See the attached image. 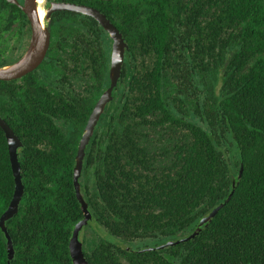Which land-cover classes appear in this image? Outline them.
<instances>
[{"label":"trees","instance_id":"obj_1","mask_svg":"<svg viewBox=\"0 0 264 264\" xmlns=\"http://www.w3.org/2000/svg\"><path fill=\"white\" fill-rule=\"evenodd\" d=\"M84 2L105 12L128 43L126 78L86 150L80 178L93 219L108 234L84 247L90 263L264 264V0ZM62 15L52 22L50 55L67 44L83 48L81 60L46 59L26 76L22 93L15 80H0V115L23 142L24 194L6 222L11 264H74L69 244L83 218L75 158L110 83L112 41L94 18ZM68 72L83 87L75 102L61 92ZM241 166L230 200L199 235L139 251L191 233L229 196ZM14 191L0 126V217ZM0 264H9L1 225Z\"/></svg>","mask_w":264,"mask_h":264},{"label":"water","instance_id":"obj_2","mask_svg":"<svg viewBox=\"0 0 264 264\" xmlns=\"http://www.w3.org/2000/svg\"><path fill=\"white\" fill-rule=\"evenodd\" d=\"M20 6L29 15L32 22L33 36L31 44L25 55L19 61L10 65L0 66V80H12L23 76L28 72L34 70L43 61L51 37L49 19L54 11L71 10L90 16L94 18L109 33V36L112 40L109 67L110 85L105 88L100 94L95 106L93 107L87 119L81 138L79 140L74 165V188L83 211V218L78 221L73 228V233L69 244L70 254L74 264H91L85 254L84 243L80 239V233L88 224V222L93 218V213L90 208L89 201L83 191V186L80 178L82 175L86 150L94 137L98 122L101 120L103 114L107 110L108 103L113 99V90L118 85L119 79L122 76V69L124 66L126 50H128V43L126 42L121 30L113 23V21L105 12L98 8L67 2H52L50 6H44L45 20L42 21L38 12V0H24V3H20ZM0 126L3 128L7 138L10 162L15 179L14 195L9 206L0 217V225L8 241L9 264H11L10 261L14 257V248L12 237L8 230L6 222L8 219L13 218L18 213L20 202L24 194V185L21 176V165L19 161V149L23 146V142L20 136L15 133V131L10 127L8 122L1 115ZM242 173L243 166H241L239 174L233 182V189L229 196L225 199V201L221 202L214 209H212L210 213L203 216L191 233L177 239H169L156 246L142 248L139 251L145 252L165 249L167 247L188 241L199 235L203 229V226H207L216 216L220 208H222L224 204L230 200L236 188V184L242 176Z\"/></svg>","mask_w":264,"mask_h":264},{"label":"flooded vegetation","instance_id":"obj_3","mask_svg":"<svg viewBox=\"0 0 264 264\" xmlns=\"http://www.w3.org/2000/svg\"><path fill=\"white\" fill-rule=\"evenodd\" d=\"M14 1L0 0V63L7 64V65H10V64H13L19 61L25 55V53L27 52L31 44V40L33 36V26H32L30 17L25 12V10L20 6V3L23 4L24 0H14ZM52 2H67V3L77 4V5H87V6L95 7L93 5L85 3L84 0H44V6L48 7L52 4ZM69 12L84 15L82 13L74 12L71 10H57L52 13L49 19V28H50V35H51L49 46H48V49H47V52H46V55L43 61L34 70L38 69L46 59H50V58L56 62H63V61L68 62V61L81 60L82 54H83V48L78 47L76 49L73 46L70 47L67 44L58 46L56 49L53 50L56 52L55 53L56 56L50 55L51 43H52V38H53V28L57 27L56 25L52 24L53 19L54 18L57 19L56 14H63L62 16H66V14ZM74 52L77 53L76 56L74 55ZM126 53H127V50H126ZM125 60H126V54H125ZM125 60H124V64H125ZM30 72L18 78L12 79V80H15L16 89L19 93L23 92L24 90L23 88L26 82L25 78ZM61 77H62V82L60 84L63 86V88L61 89V92L64 94L65 99L68 100L69 102H75L76 98H82L81 95L83 93V87L81 88L79 87L80 85L82 86L81 81L77 78H74L73 74L69 72L63 74V76ZM125 78L126 76L124 75L123 69H122V76L119 79L118 85L113 90L114 93H115V90L119 87V85ZM4 81H11V80H4ZM123 85L125 84L122 83V86ZM108 86H106L105 88H107ZM99 96L97 97V100ZM112 100L108 103L107 107H110V103L112 102ZM20 105L22 104H18L19 107ZM58 124L64 130L68 129V124L64 120L62 119L58 120ZM99 124H100V121L98 122V125ZM94 136H95V133H94Z\"/></svg>","mask_w":264,"mask_h":264},{"label":"rangeland","instance_id":"obj_4","mask_svg":"<svg viewBox=\"0 0 264 264\" xmlns=\"http://www.w3.org/2000/svg\"><path fill=\"white\" fill-rule=\"evenodd\" d=\"M97 127H100V124ZM97 235L108 237L107 232L98 225L96 220L92 218L80 233V239L84 242V247L90 249L92 244H94L92 239H94ZM127 244L135 245L131 243Z\"/></svg>","mask_w":264,"mask_h":264},{"label":"bare ground","instance_id":"obj_5","mask_svg":"<svg viewBox=\"0 0 264 264\" xmlns=\"http://www.w3.org/2000/svg\"><path fill=\"white\" fill-rule=\"evenodd\" d=\"M38 12L40 15V19L44 21V16H45L44 0H38Z\"/></svg>","mask_w":264,"mask_h":264}]
</instances>
